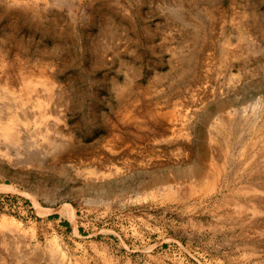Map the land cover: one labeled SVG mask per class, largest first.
Returning <instances> with one entry per match:
<instances>
[{
    "label": "rangeland",
    "instance_id": "obj_1",
    "mask_svg": "<svg viewBox=\"0 0 264 264\" xmlns=\"http://www.w3.org/2000/svg\"><path fill=\"white\" fill-rule=\"evenodd\" d=\"M0 116V264H264V0H0Z\"/></svg>",
    "mask_w": 264,
    "mask_h": 264
},
{
    "label": "bare ground",
    "instance_id": "obj_2",
    "mask_svg": "<svg viewBox=\"0 0 264 264\" xmlns=\"http://www.w3.org/2000/svg\"><path fill=\"white\" fill-rule=\"evenodd\" d=\"M0 118H2L0 116ZM2 120L0 119V136H3L4 139L7 140H15L17 138V135L15 134V130L12 127V121L6 123H1ZM3 130V131H2Z\"/></svg>",
    "mask_w": 264,
    "mask_h": 264
}]
</instances>
